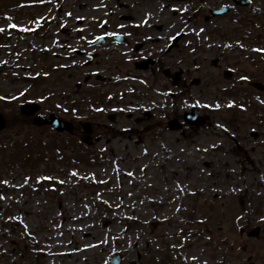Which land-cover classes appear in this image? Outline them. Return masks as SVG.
<instances>
[{"label": "rangeland", "instance_id": "obj_1", "mask_svg": "<svg viewBox=\"0 0 264 264\" xmlns=\"http://www.w3.org/2000/svg\"><path fill=\"white\" fill-rule=\"evenodd\" d=\"M250 1L0 0V264L264 255L239 233L264 217V94L249 86L264 84V0ZM223 6L228 15L205 21ZM25 105L74 130L35 126ZM192 108L199 127L183 123ZM250 197L258 216L242 209Z\"/></svg>", "mask_w": 264, "mask_h": 264}, {"label": "flooded vegetation", "instance_id": "obj_2", "mask_svg": "<svg viewBox=\"0 0 264 264\" xmlns=\"http://www.w3.org/2000/svg\"><path fill=\"white\" fill-rule=\"evenodd\" d=\"M255 216H258V212L255 213ZM260 220L257 224L246 223L243 227L239 228V233L243 236L246 235L248 240L262 241L264 246V217L260 218ZM252 230H255L256 237L250 236ZM240 250L243 253L242 255H225L221 256V259H213V262L214 264H264V255L249 253L248 246H243L239 248Z\"/></svg>", "mask_w": 264, "mask_h": 264}, {"label": "water", "instance_id": "obj_3", "mask_svg": "<svg viewBox=\"0 0 264 264\" xmlns=\"http://www.w3.org/2000/svg\"><path fill=\"white\" fill-rule=\"evenodd\" d=\"M238 4L241 5H246V3L241 2L240 0H235ZM224 11H228V10H224ZM221 12L219 10L217 11H212V14H220ZM256 88L263 90L264 88L262 87L261 84H253ZM36 111V108L32 107L28 109V113L29 114H34ZM189 117H194V118H188V121L190 123L195 122L196 124L200 123L201 120L197 119L194 115H191ZM35 125L37 126H44V125H48L51 124L57 131L59 132H63L64 130L68 131L69 133L72 132V126L68 125V124H64V122L59 119L56 116H51V117H43V116H37L35 119ZM5 126V121L2 118V116H0V130ZM90 125H85V133L89 134L90 130H89ZM89 140V137H86V141ZM121 263V258L120 256L116 255L114 256L113 260H112V264H120Z\"/></svg>", "mask_w": 264, "mask_h": 264}, {"label": "bare ground", "instance_id": "obj_4", "mask_svg": "<svg viewBox=\"0 0 264 264\" xmlns=\"http://www.w3.org/2000/svg\"><path fill=\"white\" fill-rule=\"evenodd\" d=\"M92 8V9H91ZM91 8L89 9V10H87L88 11V13L87 14H89V15H91L92 13H96V14H98V13H100L101 11H100V6H99V4H97V5H93V6H91ZM90 11H91V14H90ZM84 225H86V222H84L83 223V226ZM84 231V230H83ZM73 244H75V242H73Z\"/></svg>", "mask_w": 264, "mask_h": 264}, {"label": "snow or ice", "instance_id": "obj_5", "mask_svg": "<svg viewBox=\"0 0 264 264\" xmlns=\"http://www.w3.org/2000/svg\"><path fill=\"white\" fill-rule=\"evenodd\" d=\"M0 31H2V29H0Z\"/></svg>", "mask_w": 264, "mask_h": 264}]
</instances>
